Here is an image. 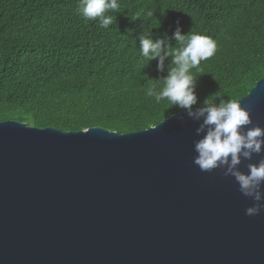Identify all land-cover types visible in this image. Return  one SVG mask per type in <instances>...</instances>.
Segmentation results:
<instances>
[{"label": "water", "instance_id": "water-1", "mask_svg": "<svg viewBox=\"0 0 264 264\" xmlns=\"http://www.w3.org/2000/svg\"><path fill=\"white\" fill-rule=\"evenodd\" d=\"M236 101L264 129V75ZM170 117L125 134L0 122V264H264V211L200 171L198 122Z\"/></svg>", "mask_w": 264, "mask_h": 264}, {"label": "trees", "instance_id": "trees-1", "mask_svg": "<svg viewBox=\"0 0 264 264\" xmlns=\"http://www.w3.org/2000/svg\"><path fill=\"white\" fill-rule=\"evenodd\" d=\"M108 28L86 20L79 0H0V122L119 134L158 125L184 110L146 95L168 74L140 53L139 36H210L215 55L191 72L197 104L238 100L264 75V0H117ZM153 12L149 17L147 13ZM148 63V64H147ZM147 66L145 67V65ZM216 94L215 96H212Z\"/></svg>", "mask_w": 264, "mask_h": 264}, {"label": "clouds", "instance_id": "clouds-1", "mask_svg": "<svg viewBox=\"0 0 264 264\" xmlns=\"http://www.w3.org/2000/svg\"><path fill=\"white\" fill-rule=\"evenodd\" d=\"M119 7L117 0H79L77 11L86 20L99 18L100 26L108 28L116 21V17L106 13ZM147 15L152 17L153 12L149 11ZM177 25L172 39L179 47H172L167 42L166 35L155 39V42L152 34L139 36L142 57L148 62L156 60L158 72L165 71V60L170 58L167 76L149 80L153 84L147 88L146 95L154 98L158 104L167 100L171 105L184 110L187 117L198 122L195 133L197 136L203 135L193 142L196 153L193 164L202 172L210 173L214 169H220L223 176L233 177L239 185L240 193L253 201L252 206L245 210V215H259L264 211V158L257 164L249 163L247 174L240 171L239 165L243 160H251L254 154H261L264 129L256 125L246 127L253 124L250 110L242 108L236 100H220L217 104L208 97L202 106L193 111V106L197 104V79L191 70L198 69L201 61H207L215 55L217 42L210 36L191 30L187 35H181L178 21Z\"/></svg>", "mask_w": 264, "mask_h": 264}]
</instances>
